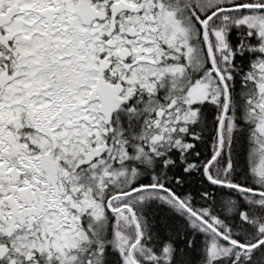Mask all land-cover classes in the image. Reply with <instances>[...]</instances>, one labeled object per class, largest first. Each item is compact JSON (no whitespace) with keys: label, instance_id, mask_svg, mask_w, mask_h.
<instances>
[{"label":"snow or ice","instance_id":"1","mask_svg":"<svg viewBox=\"0 0 264 264\" xmlns=\"http://www.w3.org/2000/svg\"><path fill=\"white\" fill-rule=\"evenodd\" d=\"M0 264H264V0H0Z\"/></svg>","mask_w":264,"mask_h":264}]
</instances>
